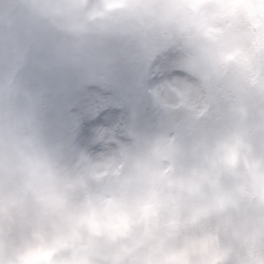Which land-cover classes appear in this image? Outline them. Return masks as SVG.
<instances>
[{
	"label": "clouds",
	"instance_id": "9594fccd",
	"mask_svg": "<svg viewBox=\"0 0 264 264\" xmlns=\"http://www.w3.org/2000/svg\"><path fill=\"white\" fill-rule=\"evenodd\" d=\"M0 32V264H264V0H0ZM49 43L47 71L130 68L152 121L52 138L18 81Z\"/></svg>",
	"mask_w": 264,
	"mask_h": 264
},
{
	"label": "rangeland",
	"instance_id": "374dc122",
	"mask_svg": "<svg viewBox=\"0 0 264 264\" xmlns=\"http://www.w3.org/2000/svg\"><path fill=\"white\" fill-rule=\"evenodd\" d=\"M22 47V42L0 32V70L20 62ZM53 50L51 43L34 50L18 73L20 87L33 98L52 138H78L84 142L94 132L133 115H138L144 123L152 121L150 100L130 90V68L118 69L111 86H99L87 82L70 67L47 71L45 64ZM172 75L183 78L185 74L177 71Z\"/></svg>",
	"mask_w": 264,
	"mask_h": 264
}]
</instances>
